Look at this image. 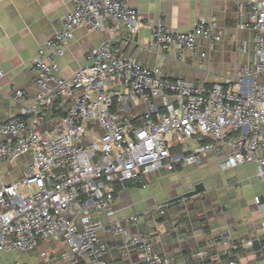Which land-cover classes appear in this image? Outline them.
<instances>
[{
  "label": "built area",
  "instance_id": "2783aa9c",
  "mask_svg": "<svg viewBox=\"0 0 264 264\" xmlns=\"http://www.w3.org/2000/svg\"><path fill=\"white\" fill-rule=\"evenodd\" d=\"M248 3L252 59L224 84L203 85L168 78L157 66L124 57L110 40L92 48L71 77H59L58 59L77 28L105 31L112 23L129 43L141 26L138 12L124 0H71L60 29L31 63L37 93L21 113L33 123L12 117L0 124V178L2 164L29 156L20 177L0 185V254L28 252L58 239L65 245L60 254L65 264H106L108 247L99 232L108 231L122 237V251L139 252L133 264H172L155 251L151 236L130 232L137 217L108 226L95 218L115 216L117 190L130 184L144 189L149 174L199 165L208 155H223L221 170L252 164L264 180V0ZM217 27L215 18L200 19L187 32L158 24L150 27L145 49L197 51L201 39L221 40ZM3 76L0 71V80ZM14 97L26 101L22 90ZM57 101L69 102L65 114L50 130H37L43 110ZM138 103L147 104V111L123 118ZM187 141L190 146L174 151ZM167 207L161 203L155 212L164 214ZM40 256L41 264L57 262L45 252Z\"/></svg>",
  "mask_w": 264,
  "mask_h": 264
},
{
  "label": "crops",
  "instance_id": "0c3cea01",
  "mask_svg": "<svg viewBox=\"0 0 264 264\" xmlns=\"http://www.w3.org/2000/svg\"><path fill=\"white\" fill-rule=\"evenodd\" d=\"M124 1L136 9L141 19L132 41L125 43L124 30H112V23H106L105 31L79 27L58 59L59 77H71L86 63L88 52L107 40L122 56L147 67L157 66L168 78H182L195 84H224L235 77L244 62L252 59L254 32L249 23L248 0ZM70 9L71 0H0V71L4 73L0 80V124L12 117L33 123V117L21 113L37 93L31 63L44 41L60 29ZM211 18L218 23L217 32L221 37L218 42L201 39L197 51L145 49L152 26L162 24L171 31L187 32L198 20ZM240 20L243 28L239 27ZM17 90L25 92L24 103L15 99ZM154 104L158 105L159 101ZM68 106L69 102L57 101L44 109V123L36 129L50 130ZM147 109V104L138 103L123 118L132 119ZM183 145L174 151L185 149ZM28 159L29 156H24L15 163L2 164L0 185L17 180ZM222 159L223 155H208L199 165L173 173L155 171L147 176L146 188L130 184L125 190L116 191L114 217L100 214L95 218L108 226L115 220L131 222L137 217L138 222L131 223L130 232L151 236L155 251L170 258L172 264H227L229 261L264 264V180L258 177L252 164L221 170ZM199 183L204 186L203 193L176 200ZM149 189L150 192L141 194ZM161 203L168 204L164 214L155 212ZM99 237L108 247L104 256L106 264H133L139 259L140 254L134 249L122 251L121 236L106 231L99 232ZM64 250L62 240L52 239L38 243L31 251L17 252L14 263L6 260V253H1L0 264H41L44 260L41 252L56 257L55 264H65L60 259Z\"/></svg>",
  "mask_w": 264,
  "mask_h": 264
},
{
  "label": "water",
  "instance_id": "95a60500",
  "mask_svg": "<svg viewBox=\"0 0 264 264\" xmlns=\"http://www.w3.org/2000/svg\"><path fill=\"white\" fill-rule=\"evenodd\" d=\"M204 190L205 189H204L203 184H201V183L196 184L190 191L184 193L182 196L178 197L176 200L197 196V195L203 193Z\"/></svg>",
  "mask_w": 264,
  "mask_h": 264
},
{
  "label": "rangeland",
  "instance_id": "374dc122",
  "mask_svg": "<svg viewBox=\"0 0 264 264\" xmlns=\"http://www.w3.org/2000/svg\"><path fill=\"white\" fill-rule=\"evenodd\" d=\"M188 146H190V142L187 141L184 143L183 148H186ZM210 166L211 167L213 166L212 163L210 164ZM199 177H201V176H199ZM202 179H203V181H206L205 178H199V180H202ZM146 192H150V189H149V191L147 190V191L141 192V194L146 193ZM17 257H18L17 252L9 253V254L7 253V255L5 256L6 260L9 261L10 263H14Z\"/></svg>",
  "mask_w": 264,
  "mask_h": 264
},
{
  "label": "flooded vegetation",
  "instance_id": "af4514ba",
  "mask_svg": "<svg viewBox=\"0 0 264 264\" xmlns=\"http://www.w3.org/2000/svg\"><path fill=\"white\" fill-rule=\"evenodd\" d=\"M195 185H196V184H195ZM195 185H194V186H195ZM194 186H193V187H194ZM193 187H192V188H193Z\"/></svg>",
  "mask_w": 264,
  "mask_h": 264
}]
</instances>
